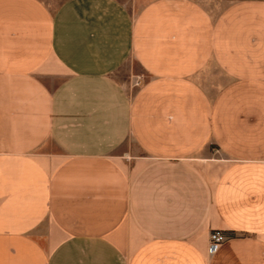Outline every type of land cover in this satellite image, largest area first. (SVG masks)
Returning a JSON list of instances; mask_svg holds the SVG:
<instances>
[{"label": "crops", "instance_id": "obj_1", "mask_svg": "<svg viewBox=\"0 0 264 264\" xmlns=\"http://www.w3.org/2000/svg\"><path fill=\"white\" fill-rule=\"evenodd\" d=\"M0 264H264V0H0Z\"/></svg>", "mask_w": 264, "mask_h": 264}, {"label": "built area", "instance_id": "obj_2", "mask_svg": "<svg viewBox=\"0 0 264 264\" xmlns=\"http://www.w3.org/2000/svg\"><path fill=\"white\" fill-rule=\"evenodd\" d=\"M226 237L222 229H214L210 233L208 254L210 256L215 255L222 247Z\"/></svg>", "mask_w": 264, "mask_h": 264}]
</instances>
